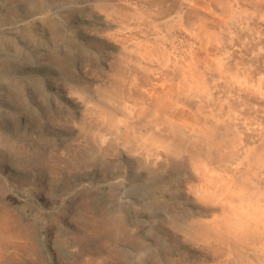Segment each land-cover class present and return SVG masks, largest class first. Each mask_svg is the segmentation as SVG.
Here are the masks:
<instances>
[{
    "label": "rangeland",
    "instance_id": "rangeland-1",
    "mask_svg": "<svg viewBox=\"0 0 264 264\" xmlns=\"http://www.w3.org/2000/svg\"><path fill=\"white\" fill-rule=\"evenodd\" d=\"M263 209L264 0H0V264H264L190 231Z\"/></svg>",
    "mask_w": 264,
    "mask_h": 264
},
{
    "label": "bare ground",
    "instance_id": "bare-ground-1",
    "mask_svg": "<svg viewBox=\"0 0 264 264\" xmlns=\"http://www.w3.org/2000/svg\"><path fill=\"white\" fill-rule=\"evenodd\" d=\"M202 30V29H201ZM188 62V61H187ZM174 64V63H173ZM190 65V64H189ZM182 66V65H181ZM183 70V69H182ZM155 72V71H154ZM179 74V73H178ZM173 75V74H172ZM175 75V74H174ZM175 77V76H174ZM172 78H173V76H172ZM194 78V77H193ZM171 80V79H170ZM172 81V80H171ZM179 82V81H178ZM182 82V81H181ZM170 84H171V82H170ZM169 84V85H170ZM168 85V84H167ZM172 86V85H171ZM181 86V85H180ZM173 88V87H172ZM183 89V88H182ZM167 90V89H166ZM170 92H171V90H170ZM182 92V91H181ZM166 93V92H165ZM158 94V93H157ZM157 94H155V95H157ZM175 94V93H174ZM163 98V97H162ZM165 99V98H164ZM142 100V99H141ZM171 100V99H170ZM144 101V100H143ZM167 101V100H166ZM174 101V100H173ZM205 102V101H204ZM155 103V102H154ZM186 104V103H185ZM178 106V105H177ZM187 107V106H186ZM169 114V113H168ZM172 114V113H171ZM167 115V114H166ZM170 115V114H169ZM201 118V117H200ZM173 119V118H172ZM171 119V120H172ZM240 119V118H239ZM171 122V121H170ZM176 125V124H175ZM174 125V126H175ZM201 125V124H200ZM206 125V124H205ZM208 126H209V124H208ZM207 126V127H208ZM203 127V126H202ZM202 127H199V128H202ZM211 127V126H210ZM206 128V127H205ZM243 128V127H242ZM203 129V128H202ZM248 129V128H247ZM194 130H195V127H194ZM204 130V129H203ZM203 133H205V132H203ZM243 133V132H242ZM209 135H211V134H209ZM203 137V136H202ZM210 137H212V135L210 136ZM238 138V137H237ZM238 140V139H237ZM200 141V140H199ZM203 141V140H202ZM254 144V143H253ZM257 145H259V144H257ZM262 146V145H261ZM256 147H258V146H256ZM243 151V150H242ZM250 152V151H249ZM252 154V153H251ZM246 155V154H245ZM263 155V154H262ZM250 157H251V155H250ZM246 158V157H245ZM244 158V159H245ZM249 160V159H248ZM247 163V162H246ZM233 174V173H232ZM228 175H229V173H228ZM222 176V175H221ZM232 176V175H231ZM259 176V175H258ZM257 177V176H256ZM204 178V177H203ZM220 178V177H219ZM222 178V177H221ZM226 178V177H225ZM229 178V177H228ZM233 178V177H232ZM231 178V179H232ZM209 179V178H208ZM259 180V179H258ZM222 182H224V180L222 181ZM230 183V182H229ZM205 184V183H204ZM216 184V183H215ZM229 185V184H228ZM218 186H219V184H218ZM218 186H216V187H218ZM221 186V185H220ZM213 187V186H212ZM211 187V188H212ZM207 188V187H206ZM205 188V189H206ZM221 188V187H220ZM232 188V187H231ZM216 189V188H215ZM232 190V189H231ZM234 190V189H233ZM253 190V189H252ZM251 190V191H252ZM209 191V190H208ZM213 191V190H212ZM221 191V190H220ZM223 191H225V190H223ZM203 192V191H202ZM219 192V191H218ZM217 192V193H218ZM227 192V191H226ZM263 192V191H262ZM220 194V193H219ZM220 195H222V194H220ZM205 196V195H204ZM223 196V195H222ZM221 196V197H222ZM227 197V196H226ZM220 198V197H219ZM233 198V197H232ZM202 199V198H201ZM204 199V198H203ZM246 200V199H245ZM213 201V200H212ZM246 201H248V200H246ZM258 201V200H257ZM240 202V201H239ZM202 203V202H201ZM216 203V202H215ZM220 203H222V201L220 202ZM219 203V204H220ZM224 203V202H223ZM243 204V203H242ZM245 204V203H244ZM250 204V203H249ZM238 205V204H237ZM252 206V205H251ZM216 207V206H215ZM223 207V206H222ZM221 207V208H222ZM235 207H237V206H235ZM255 207V206H254ZM207 208H208V206H207ZM234 208V207H233ZM235 209V208H234ZM252 209V208H251ZM254 209V208H253ZM231 210V209H230ZM236 210V209H235ZM238 210V209H237ZM239 210H241V209H239ZM256 210V209H255ZM259 210V209H258ZM232 211H233V209H232ZM257 211V210H256ZM244 212V211H243ZM212 213V212H211ZM230 213H232V212H230ZM214 214V213H213ZM242 214V213H241ZM246 214V213H245ZM256 215V214H255ZM255 215H253L252 217L255 219V217H258V218H256L257 219V222H254V219L251 217V218H249V219H247V216L245 217L244 215V217H241V218H239V219H236L235 221H233L232 223H230V225L229 226H223V225H221L220 224V220L218 219V218H214V219H212V220H210L206 225V228H202V227H198L196 230H195V228L194 229H190V231L191 230H194V232H192V233H195V234H197V235H202V236H204L203 238L204 239H224V238H227L229 235L233 238V239H235V240H238V241H244V240H248L249 239V237L250 236H252L253 234H255V230H258V227H259V225L260 226H262L261 224H262V222L261 221H263L264 222V209L263 210H260L259 211V216H255ZM241 216V215H240ZM251 215H249V217H250ZM260 217H262L261 219H260ZM191 219V218H190ZM193 219H194V217H193ZM197 220V219H196ZM199 222H201V221H199ZM230 222V221H229ZM225 224V223H224ZM187 231V230H186ZM185 231V232H186ZM263 231V230H262ZM191 236V235H190ZM189 236V237H190ZM264 236V235H263ZM192 238V237H191ZM197 239H199V238H197ZM256 239V238H255ZM256 242V241H255ZM204 243H206V242H204ZM221 243V242H220ZM258 243V242H257ZM220 246V245H219ZM237 247V246H236ZM258 248V247H257ZM262 248V247H261ZM259 249V248H258ZM264 249V248H263ZM232 251V250H231ZM233 251H234V249H233ZM232 251V252H233ZM214 253V252H213ZM216 257V256H215Z\"/></svg>",
    "mask_w": 264,
    "mask_h": 264
}]
</instances>
